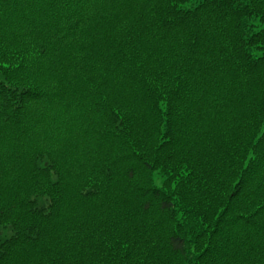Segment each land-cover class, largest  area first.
Segmentation results:
<instances>
[{"label": "trees", "instance_id": "obj_1", "mask_svg": "<svg viewBox=\"0 0 264 264\" xmlns=\"http://www.w3.org/2000/svg\"><path fill=\"white\" fill-rule=\"evenodd\" d=\"M0 264H264V0H0Z\"/></svg>", "mask_w": 264, "mask_h": 264}]
</instances>
